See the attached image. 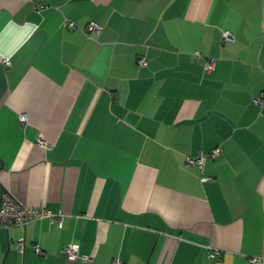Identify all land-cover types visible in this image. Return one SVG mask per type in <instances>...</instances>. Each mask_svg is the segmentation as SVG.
Masks as SVG:
<instances>
[{
  "label": "crops",
  "instance_id": "crops-1",
  "mask_svg": "<svg viewBox=\"0 0 264 264\" xmlns=\"http://www.w3.org/2000/svg\"><path fill=\"white\" fill-rule=\"evenodd\" d=\"M259 97L264 0H0V199L64 215L0 227V264L264 258Z\"/></svg>",
  "mask_w": 264,
  "mask_h": 264
},
{
  "label": "built area",
  "instance_id": "built-area-1",
  "mask_svg": "<svg viewBox=\"0 0 264 264\" xmlns=\"http://www.w3.org/2000/svg\"><path fill=\"white\" fill-rule=\"evenodd\" d=\"M72 26L75 24L72 22ZM103 29V26L97 22H90L88 25V32L90 34H98ZM223 36L225 40L234 41L233 33L229 30L223 31ZM197 57H200L201 54L197 53ZM138 63L141 66H147L148 60L145 58H140ZM217 61L215 58H209L205 64V70L207 72H211L216 68ZM256 102L262 104L264 102L263 97H259L256 99ZM26 116H22V121L25 122ZM222 149L216 148L212 152L206 155H199L197 157L191 156L187 158V162L191 166H198L203 169L207 159L209 157H217L221 155ZM204 180H209L210 178H203ZM41 219H49L53 224H57L58 226L63 225L64 215L61 213H55L46 207H30L23 203H20L14 196L10 194H5L0 199V227L10 228L13 226H26L27 224ZM18 250L24 252L26 249V241L24 238L20 239L16 244ZM35 250L38 254H43V250L40 244H36ZM64 252L67 256L69 262L74 261H84V262H92L93 258L91 256H84L80 254V246L75 242L69 243L65 248ZM213 255V254H212ZM118 264H121L120 260L116 261ZM251 264H263V257H251Z\"/></svg>",
  "mask_w": 264,
  "mask_h": 264
}]
</instances>
